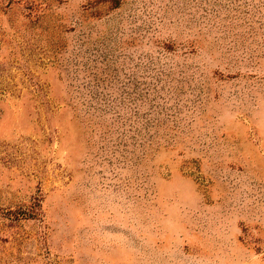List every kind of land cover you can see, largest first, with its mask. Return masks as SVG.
I'll return each mask as SVG.
<instances>
[{
  "label": "rangeland",
  "instance_id": "374dc122",
  "mask_svg": "<svg viewBox=\"0 0 264 264\" xmlns=\"http://www.w3.org/2000/svg\"><path fill=\"white\" fill-rule=\"evenodd\" d=\"M0 264H264V0H0Z\"/></svg>",
  "mask_w": 264,
  "mask_h": 264
}]
</instances>
